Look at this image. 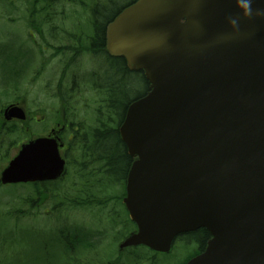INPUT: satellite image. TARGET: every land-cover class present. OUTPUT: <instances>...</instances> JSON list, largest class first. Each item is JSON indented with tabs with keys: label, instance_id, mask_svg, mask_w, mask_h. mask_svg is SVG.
<instances>
[{
	"label": "water",
	"instance_id": "95a60500",
	"mask_svg": "<svg viewBox=\"0 0 264 264\" xmlns=\"http://www.w3.org/2000/svg\"><path fill=\"white\" fill-rule=\"evenodd\" d=\"M106 48L150 84L119 128L137 158L125 203L139 233L128 243L166 250L206 228L213 239L189 264H264V16L243 17L236 0H138L108 24ZM5 118L26 113L11 106ZM60 146L24 144L2 183L59 179Z\"/></svg>",
	"mask_w": 264,
	"mask_h": 264
},
{
	"label": "rangeland",
	"instance_id": "374dc122",
	"mask_svg": "<svg viewBox=\"0 0 264 264\" xmlns=\"http://www.w3.org/2000/svg\"><path fill=\"white\" fill-rule=\"evenodd\" d=\"M116 1L111 11H116L125 0ZM57 2H48L44 7L32 0H0V117H3L6 107L19 104L26 108L31 118L37 117L41 121L40 125L29 122L30 135H27V126L14 122L5 125L0 120V173L28 139L60 127L57 122L65 110L60 100V90L75 107L70 113L75 122L82 121L85 106L93 111L95 101L106 97V90L100 91L97 87L91 90L84 83L81 84V78L88 77V74L94 76L95 71H98L101 80H106L104 69L96 59L98 55L93 58L87 54L70 66H65V57H70V53L63 55L59 52L60 46L73 44V41L64 40L67 28L73 34L80 33L83 38L91 15L88 6L93 5V1ZM82 2L87 5L85 8ZM37 50L41 52L38 55ZM134 79L138 80V77L134 76ZM93 83L94 78L90 81L91 85ZM134 89L136 94L144 93L145 82L139 81ZM76 161L72 160L69 175L54 185L58 187L60 195L66 194V198L53 199L54 186L49 183L0 188V264L65 262L66 256H60L64 245L60 244L58 234L59 229L72 222L70 230L90 229L94 234H101L105 230L112 231V234L124 231L127 219L120 212L123 197L121 187L99 186V180L91 178L90 174L93 169L99 170L100 166L82 169ZM116 190L122 196L121 201L118 196L113 198ZM31 199L33 206L28 204ZM52 210H59L63 215L48 220L51 214L55 215ZM8 213L12 218L17 215L16 219L13 218L15 221L6 217ZM118 215L119 224H112ZM17 222H21V225ZM105 246L106 240L102 243L100 256L107 260L112 250ZM54 250L55 254L50 255Z\"/></svg>",
	"mask_w": 264,
	"mask_h": 264
},
{
	"label": "trees",
	"instance_id": "16d2710c",
	"mask_svg": "<svg viewBox=\"0 0 264 264\" xmlns=\"http://www.w3.org/2000/svg\"><path fill=\"white\" fill-rule=\"evenodd\" d=\"M34 1L39 6L46 7L48 2L53 3L59 0ZM91 1H93V5L88 6V10L91 9V15L86 23L87 28L84 36L81 38L88 44H82L80 39L79 49L83 48L84 51H89L93 55L99 53L102 55V50L105 47V28L117 16L119 9L125 7V4L122 3L116 11H111L116 0ZM82 5L84 8L87 6L85 2H82ZM105 9H107L106 12ZM102 67L106 78L103 82L105 85L102 86L101 80H98V82L90 84V89L95 90L99 86V89L106 90V97L102 96L100 101H95L97 106L92 111L94 115L92 112L86 114L87 118L80 122V131L76 133L80 139L78 146H73V151L80 153L75 155L79 161V167L88 168L99 165L100 168L108 170H106V174H113V176L124 180L133 160L120 137L118 128L124 120L128 105L133 100L144 96L149 90V84L142 73L129 71L124 59L112 58L106 54V56H102ZM134 76H137L138 80L134 79ZM139 81L146 84V90L142 94H136L134 89ZM68 110L72 112L75 108L72 110L68 108ZM197 234L209 237V233L205 229L199 230Z\"/></svg>",
	"mask_w": 264,
	"mask_h": 264
},
{
	"label": "flooded vegetation",
	"instance_id": "af4514ba",
	"mask_svg": "<svg viewBox=\"0 0 264 264\" xmlns=\"http://www.w3.org/2000/svg\"><path fill=\"white\" fill-rule=\"evenodd\" d=\"M65 58L67 60L65 66H70L73 62V58ZM64 120L65 119L62 120L63 122H57L60 124V127L64 125ZM37 121L41 122L38 119ZM68 126L70 130L73 131L71 125L68 124ZM55 130L57 129H52L41 136H52ZM61 131H59V134ZM60 136L63 137L64 135L60 134ZM71 136L74 138L75 135L73 132H71L70 137ZM60 151L61 155L67 161L65 144ZM43 192L46 195L44 190ZM197 232L189 234L186 237L179 236L173 242L171 251L167 253L156 252L146 246L123 247V243L132 235V231L127 234L117 231L115 234H112V231L108 230L102 231L101 234H94L92 230L61 232L58 235L61 240L60 244L64 246L63 249L60 250V256L62 258L65 255L66 261H60L58 264H182L186 260L184 257L188 248L192 250L200 249L201 251L204 244L207 243L206 235L197 234ZM105 240L107 245L105 247L112 250V252H109L110 259L107 260H104L100 256L102 252L101 246L102 243H105ZM107 240H110V242L108 243ZM181 242L183 243L181 244ZM88 255L91 257L88 258ZM113 255L114 257L111 259Z\"/></svg>",
	"mask_w": 264,
	"mask_h": 264
},
{
	"label": "clouds",
	"instance_id": "9594fccd",
	"mask_svg": "<svg viewBox=\"0 0 264 264\" xmlns=\"http://www.w3.org/2000/svg\"><path fill=\"white\" fill-rule=\"evenodd\" d=\"M238 7L242 10L243 17L250 18L253 15L264 16V8H253L255 0H236ZM230 23L234 26H239V18L231 17Z\"/></svg>",
	"mask_w": 264,
	"mask_h": 264
}]
</instances>
